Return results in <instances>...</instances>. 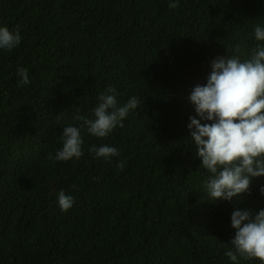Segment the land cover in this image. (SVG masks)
<instances>
[{
	"label": "trees",
	"instance_id": "trees-1",
	"mask_svg": "<svg viewBox=\"0 0 264 264\" xmlns=\"http://www.w3.org/2000/svg\"><path fill=\"white\" fill-rule=\"evenodd\" d=\"M5 25L21 43L0 50V264H232L231 214L264 208V176L240 200L208 197L188 97L212 59L258 43L264 0H0ZM18 68L31 84L18 86ZM109 86L119 105L141 102L123 127L81 129L79 159H50ZM103 144L119 155L89 153Z\"/></svg>",
	"mask_w": 264,
	"mask_h": 264
},
{
	"label": "clouds",
	"instance_id": "clouds-1",
	"mask_svg": "<svg viewBox=\"0 0 264 264\" xmlns=\"http://www.w3.org/2000/svg\"><path fill=\"white\" fill-rule=\"evenodd\" d=\"M178 7L177 2L169 4ZM258 42L241 58V49L236 45L233 56H217L210 61L207 82L196 85L188 99L194 107L195 116H190L187 128L190 140L195 145L200 167L211 175L205 191L213 200L232 201L233 198L250 194L253 178L264 176V27L254 28ZM21 43L20 29L10 30L0 26V50L12 51ZM18 86L31 84L28 71L18 68ZM98 104L92 109V118L76 117L80 127L69 124L63 128L62 148L54 161L79 159L83 155L81 129L94 137L106 138L127 118L130 110L140 105L138 97H131L122 106L117 101V90L109 86L98 95ZM94 158L108 161L118 156L116 147L103 144L88 149ZM123 169L124 163L116 165ZM264 195V186L260 189ZM58 206L68 211L73 206V197L64 190L58 193ZM234 237L225 255L232 264L241 259L258 260L264 264V208H237L231 214Z\"/></svg>",
	"mask_w": 264,
	"mask_h": 264
}]
</instances>
